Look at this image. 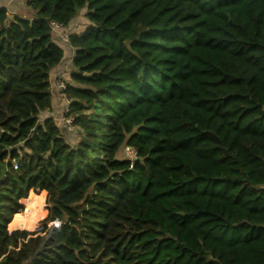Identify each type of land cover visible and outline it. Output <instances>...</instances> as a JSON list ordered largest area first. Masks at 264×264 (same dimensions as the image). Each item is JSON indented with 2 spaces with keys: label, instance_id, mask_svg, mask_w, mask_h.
I'll list each match as a JSON object with an SVG mask.
<instances>
[{
  "label": "trees",
  "instance_id": "trees-1",
  "mask_svg": "<svg viewBox=\"0 0 264 264\" xmlns=\"http://www.w3.org/2000/svg\"><path fill=\"white\" fill-rule=\"evenodd\" d=\"M21 9L0 6V264H264V0ZM83 9L70 144L39 116L64 57L50 22Z\"/></svg>",
  "mask_w": 264,
  "mask_h": 264
},
{
  "label": "crops",
  "instance_id": "crops-1",
  "mask_svg": "<svg viewBox=\"0 0 264 264\" xmlns=\"http://www.w3.org/2000/svg\"><path fill=\"white\" fill-rule=\"evenodd\" d=\"M20 1V2H19ZM16 5L19 6V8H16L15 11H11V16L15 14H18L19 10L24 5V0H17ZM20 3H22V7L20 8ZM14 5L13 0H0V6H3L7 9L8 5ZM22 12V9H21ZM8 13V11H7ZM79 13L80 15H76L66 26H61L59 30L66 31L69 33H81L83 29L87 26L89 21L84 16L85 10H81ZM53 34V33H52ZM53 40L63 49L64 57L62 62H60L59 65L54 67L51 70V78H50V87H51V108L48 111L42 112V118L45 117H52L55 120L59 119L61 117V111H63L64 107V100L61 98V96L58 94L57 89L52 85V81L57 78L58 76H62L63 78H69V73L72 70V57H73V51L74 49L68 44V42H61L60 38L56 36V34L53 35ZM62 134H65V131L62 130Z\"/></svg>",
  "mask_w": 264,
  "mask_h": 264
},
{
  "label": "built area",
  "instance_id": "built-area-1",
  "mask_svg": "<svg viewBox=\"0 0 264 264\" xmlns=\"http://www.w3.org/2000/svg\"><path fill=\"white\" fill-rule=\"evenodd\" d=\"M50 28L53 34H56L61 41L67 42L68 41V34L63 31L59 30L61 28V25L56 22H50ZM54 87L57 89L58 94L61 96V98L64 100V107H63V113L64 115L61 116L58 120L63 123V129L64 131H73L74 130V124H73V117L69 115V100L65 96V91L67 89V81L66 78H63L61 75L56 78V80L53 81ZM125 153L128 154L130 157V161L133 162L137 160V153L135 148L127 145L125 146ZM13 167L16 168L17 164L13 161L12 162Z\"/></svg>",
  "mask_w": 264,
  "mask_h": 264
},
{
  "label": "rangeland",
  "instance_id": "rangeland-1",
  "mask_svg": "<svg viewBox=\"0 0 264 264\" xmlns=\"http://www.w3.org/2000/svg\"><path fill=\"white\" fill-rule=\"evenodd\" d=\"M13 2H14V5L13 4H11V5H8V7H7V11H8V15L9 16H11V11H15L16 10V8H19V6H17L16 4L17 3H19V2H17V0H13ZM21 5H20V8L22 7V3H20ZM77 15H80L81 16V13H78ZM82 17V16H81ZM11 18V17H10ZM66 32V31H65ZM67 33V32H66ZM68 34V33H67ZM57 36V35H56ZM54 80H56V78L54 79ZM64 115V113L61 111V116H63ZM60 118V117H59ZM43 118H42V114H40V116H39V120L41 121ZM57 122H58V125H59V127H60V129H63V123H61L58 119H57ZM75 128H74V130L73 131H70V132H68V131H65V134H63V137L66 139V141L67 142H69L70 144H73L74 142H76L77 140H78V137H79V135H78V130H77V128H76V126H74ZM125 146H127L126 144L125 145H122V147L120 148V150H119V153H118V157H120V158H126V159H129V160H131L130 159V157H129V155L127 154L126 155V153H125ZM45 209H46V206H45ZM47 224H50V222L49 223H47ZM39 225H40V228L44 225V223L42 222V220L39 222Z\"/></svg>",
  "mask_w": 264,
  "mask_h": 264
}]
</instances>
